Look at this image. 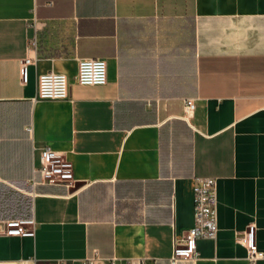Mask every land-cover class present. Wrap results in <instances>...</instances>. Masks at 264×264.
Wrapping results in <instances>:
<instances>
[{
  "label": "crops",
  "instance_id": "0c3cea01",
  "mask_svg": "<svg viewBox=\"0 0 264 264\" xmlns=\"http://www.w3.org/2000/svg\"><path fill=\"white\" fill-rule=\"evenodd\" d=\"M82 58L105 60L104 84L75 80ZM50 70L67 98L35 99ZM45 145L71 188L31 186ZM202 176L216 236L177 264H245L248 224L264 251V0H0V260L169 264ZM30 216L32 234L3 233Z\"/></svg>",
  "mask_w": 264,
  "mask_h": 264
},
{
  "label": "built area",
  "instance_id": "2783aa9c",
  "mask_svg": "<svg viewBox=\"0 0 264 264\" xmlns=\"http://www.w3.org/2000/svg\"><path fill=\"white\" fill-rule=\"evenodd\" d=\"M34 60L26 56L20 61L19 73L24 81L27 76V65ZM106 63L102 58H82L78 61L75 80L80 84L102 85L106 82ZM69 93V79L61 72L46 71L38 76L37 93L35 99H64ZM194 108L191 98L184 100V113L190 114ZM31 186L39 183H62L71 188L73 178L71 163L64 155L52 149L49 145L43 146L39 151V166L33 168ZM38 174L39 179H35ZM193 219L194 223L181 238H174L172 255L169 264H177L180 260H195L198 258L196 241L199 238L214 239L217 232V184L212 176L197 177L193 190ZM35 221L33 216L25 219H9L5 221V235L32 234ZM255 224L250 223L236 241L246 250V263L256 264L264 259V251L259 250L255 241ZM96 256L88 257L84 264H94ZM0 264H29V260H0ZM56 264H66L58 260ZM130 264V263H129Z\"/></svg>",
  "mask_w": 264,
  "mask_h": 264
},
{
  "label": "rangeland",
  "instance_id": "374dc122",
  "mask_svg": "<svg viewBox=\"0 0 264 264\" xmlns=\"http://www.w3.org/2000/svg\"><path fill=\"white\" fill-rule=\"evenodd\" d=\"M25 219V218H24Z\"/></svg>",
  "mask_w": 264,
  "mask_h": 264
}]
</instances>
